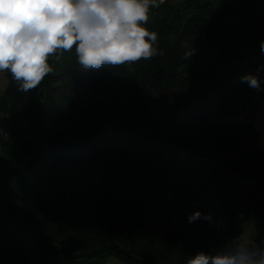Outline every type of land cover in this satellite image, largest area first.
Segmentation results:
<instances>
[{"label": "trees", "instance_id": "1", "mask_svg": "<svg viewBox=\"0 0 264 264\" xmlns=\"http://www.w3.org/2000/svg\"><path fill=\"white\" fill-rule=\"evenodd\" d=\"M148 17V59L84 69L73 48L28 92L6 72L0 264H186L237 244L243 223L264 227V150L253 123L230 120L264 97V0H155ZM110 87H129V117L101 104ZM62 115L80 129L48 136ZM58 218L82 237L44 225Z\"/></svg>", "mask_w": 264, "mask_h": 264}, {"label": "clouds", "instance_id": "2", "mask_svg": "<svg viewBox=\"0 0 264 264\" xmlns=\"http://www.w3.org/2000/svg\"><path fill=\"white\" fill-rule=\"evenodd\" d=\"M151 6L155 0H0V72L28 92L54 72L50 57L59 60L73 48L84 69L148 59L157 54V34L142 26ZM260 48L264 52V41ZM241 82L260 87L253 74ZM199 218L196 211L188 222ZM186 264H264V249L240 242L214 253L197 251Z\"/></svg>", "mask_w": 264, "mask_h": 264}, {"label": "rangeland", "instance_id": "3", "mask_svg": "<svg viewBox=\"0 0 264 264\" xmlns=\"http://www.w3.org/2000/svg\"><path fill=\"white\" fill-rule=\"evenodd\" d=\"M8 86V79L6 76V72H0V95H2L6 88ZM116 87V86H113ZM116 90H114L113 92L112 87H110L109 89H102V93H101V97L103 99L102 101V105L104 106H117L118 108H123L124 110L126 109L128 115L127 117H129V110L127 109V106L130 102L129 100V87H121L120 88V92H121V96L120 95H116V91L119 92V90L117 88H115ZM90 92L87 91L84 95L85 98V102L82 99H80L79 103H89L90 106L92 107L94 103L89 102V97H90ZM78 103V104H79ZM77 104V105H78ZM108 104V105H106ZM159 111H155L152 115V118L155 119L158 117L159 115ZM4 119V118H1ZM73 120V119H72ZM66 117L64 115H62L60 118L56 117V118H52V120L50 119L47 122V126H48V136L51 135H56L57 133H61V132H65V133H69L71 134V132H75L77 130L80 129V126L78 123V121H75ZM90 121V120H89ZM213 122L215 124H220L224 122V119H221L218 117H214L213 118ZM126 124H129V122H126ZM129 126V125H128ZM84 132V131H83ZM12 132V128L10 126V124H8L7 122H2V127H1V134L3 138H8L9 136H11ZM73 134V133H72ZM14 136H17L18 138L22 139L21 136H19V134H14ZM95 139V138H94ZM23 142V141H22ZM181 155L186 156V154L182 153L180 151ZM45 222V226L50 229L51 232H56V233H65L64 235L66 236V238H73L75 240L79 239L82 237L81 231L79 228L77 227H72L69 226L66 232L63 231V228L66 226V220H61V219H49L44 221ZM61 228V229H60ZM239 230H240V235L238 237L237 243L240 242H244L247 245H249L250 247H257V248H261L264 249V227L262 226H256V224H254L253 222H247V223H243L239 226ZM71 235H73L72 237H70ZM62 238V237H61ZM128 241L130 240L129 236H128ZM133 240H135L137 246H144L147 243V240H152L153 242H159V238H157L156 236H152V235H135L133 238Z\"/></svg>", "mask_w": 264, "mask_h": 264}, {"label": "crops", "instance_id": "4", "mask_svg": "<svg viewBox=\"0 0 264 264\" xmlns=\"http://www.w3.org/2000/svg\"><path fill=\"white\" fill-rule=\"evenodd\" d=\"M157 1L161 2V0ZM230 120L253 123L258 132L254 140L264 150V97H256L246 110L237 116H232Z\"/></svg>", "mask_w": 264, "mask_h": 264}, {"label": "built area", "instance_id": "5", "mask_svg": "<svg viewBox=\"0 0 264 264\" xmlns=\"http://www.w3.org/2000/svg\"><path fill=\"white\" fill-rule=\"evenodd\" d=\"M164 1H166V0H161V2H164Z\"/></svg>", "mask_w": 264, "mask_h": 264}]
</instances>
